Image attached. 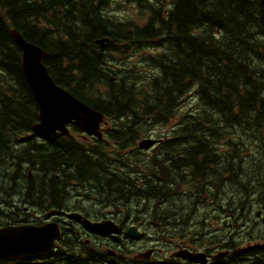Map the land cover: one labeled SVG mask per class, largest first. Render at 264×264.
<instances>
[{"label":"trees","instance_id":"16d2710c","mask_svg":"<svg viewBox=\"0 0 264 264\" xmlns=\"http://www.w3.org/2000/svg\"><path fill=\"white\" fill-rule=\"evenodd\" d=\"M125 2L132 13L116 18L109 13L112 0H0V206L18 198L45 213L61 211L78 186L100 208L128 211L134 201H150L141 206L154 218L162 215L154 222L159 233L161 224L177 226L185 243L198 234L200 245L205 238L211 246L245 249L235 257L248 253L249 264H264V243L244 245L264 238L256 228L240 230L252 207L264 211L261 0ZM13 27L47 50L45 63L59 85L105 114L104 139L82 138L75 127L68 135L34 130L38 104ZM105 37L104 46L97 43ZM191 96L196 102L188 107ZM170 126L167 141L154 150L164 155L155 158L150 184L132 154L143 153L139 139L155 129L161 138ZM219 223H232L231 233L241 238L208 234L209 224ZM66 233L40 263L0 264H100L108 257L97 244L77 243ZM146 262L124 264H175Z\"/></svg>","mask_w":264,"mask_h":264},{"label":"water","instance_id":"95a60500","mask_svg":"<svg viewBox=\"0 0 264 264\" xmlns=\"http://www.w3.org/2000/svg\"><path fill=\"white\" fill-rule=\"evenodd\" d=\"M12 33L23 51V72L39 104V122L35 129L43 134H53L58 130L68 133L67 125L71 123L82 131L101 137L99 127L103 120L102 114L54 82L43 62L47 52L42 47L25 40L16 29H13ZM105 40H99V43L103 44ZM68 216L76 220L82 218V215L76 212L69 213ZM83 222L88 229L102 234L119 233L121 229L112 220L93 222L83 218ZM133 229H129L128 234L134 235ZM59 237L61 229L56 222L0 228V258H34L48 255L53 251L55 241ZM185 256L189 258V255ZM203 257L204 254L200 253L191 259L200 261ZM110 261L119 264L113 259Z\"/></svg>","mask_w":264,"mask_h":264},{"label":"flooded vegetation","instance_id":"af4514ba","mask_svg":"<svg viewBox=\"0 0 264 264\" xmlns=\"http://www.w3.org/2000/svg\"><path fill=\"white\" fill-rule=\"evenodd\" d=\"M62 213H65V212H62ZM58 220L61 223V226L63 227V229H65V230L67 229L69 231L71 230V224H72L71 220H63V218H58ZM24 221H25L24 219H21V222H24ZM2 223L3 222H1L0 225ZM139 228L143 231V233L139 237H137V238H135V237L126 238L125 237L124 239L121 237L113 236V235L100 236L96 233H91V232L87 231L85 228H81V227H79V229H77V230H72V232H74L76 234V237H81V238L83 237L85 242H89V241L91 242L93 239H96V237H100L99 242L101 244L107 243V244H110L109 246L114 247L116 250V253H114V254L110 253V256L106 259V262H108L107 260H109V258L115 257V256H116V258L126 259V256L128 254L124 253L123 251H126V248H128V250L133 255L134 260H149V261H151V259H159L160 262H163L164 260H167V256H168V257H172L175 264H189L185 260H181L179 258L177 259V257H173L171 255L169 256V250H171V244L176 247L175 251L188 248L187 244L185 243L184 238L179 237L178 241H175L174 240L175 239V233L173 232L169 235L168 238H165L164 241L161 242V244L163 245V249L159 250L158 248H155L154 246H150V244H146V243L141 242L143 240V238H145V233L147 234L148 231L143 229L140 226H139ZM229 242H230V240H229ZM229 242H228V245H229ZM193 243H196V241L194 240ZM227 249L228 248L226 247L223 250L226 251ZM244 250L245 249L233 250V252L235 253L234 255H232V253H231L228 255L227 258H225V259L221 258L219 260H214V257L216 255H217V258L221 257V254L219 253L222 251L221 249L217 248V249H214L213 251H207V256L209 257V260H208L209 263L208 264H249L253 258V256H250V254L247 253L245 255H240L238 257H235V256L239 255L238 254L239 252L244 251ZM147 251L149 253H150V251L153 252V253H151L150 259H148V258L136 259L134 257V256H139L143 252H147ZM227 251H230V250H227Z\"/></svg>","mask_w":264,"mask_h":264},{"label":"rangeland","instance_id":"374dc122","mask_svg":"<svg viewBox=\"0 0 264 264\" xmlns=\"http://www.w3.org/2000/svg\"><path fill=\"white\" fill-rule=\"evenodd\" d=\"M116 7H117V6H115V8H116ZM124 8H125V7H120V8H119L120 10H115L114 12H116L119 16H124V15H126L127 12H130L129 7H127L128 10H124ZM189 100H190V98H188V100H187V104H189ZM129 204H130V203H129ZM137 206H138V204L134 201V202H132V203L130 204V209H131V210H134V209L137 208ZM109 210H111V209H109ZM261 226H263V227H262V230H263V229H264V222H261Z\"/></svg>","mask_w":264,"mask_h":264},{"label":"bare ground","instance_id":"6f19581e","mask_svg":"<svg viewBox=\"0 0 264 264\" xmlns=\"http://www.w3.org/2000/svg\"><path fill=\"white\" fill-rule=\"evenodd\" d=\"M4 119V118H3ZM26 148V147H25ZM55 150V149H54ZM107 171V170H106Z\"/></svg>","mask_w":264,"mask_h":264}]
</instances>
